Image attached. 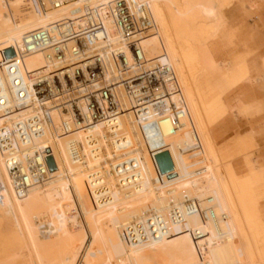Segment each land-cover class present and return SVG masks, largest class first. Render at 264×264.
Instances as JSON below:
<instances>
[{
    "label": "bare ground",
    "instance_id": "bare-ground-1",
    "mask_svg": "<svg viewBox=\"0 0 264 264\" xmlns=\"http://www.w3.org/2000/svg\"><path fill=\"white\" fill-rule=\"evenodd\" d=\"M114 1L73 0L41 14L27 0H0V131L12 133L15 149H0V230L9 231L0 259L21 258L23 264H264V224L252 198L253 172L225 166L230 156L222 155L210 136L220 97L206 99L200 88L204 71L227 66L217 37L224 10L235 0H127L145 7L152 25L140 40L143 59L170 68L167 89L178 116L154 119L156 126L148 132L123 97L127 112L111 126L86 127L56 101L46 105L48 122L27 121L43 114L32 85L52 77L60 64L48 59V51L27 53L24 37L72 18L71 10L84 5L98 9L106 22ZM239 2L250 12L246 0ZM82 15L73 18L75 30L86 26ZM237 72L243 89L250 88L245 65ZM16 122L24 140L14 131ZM44 150L51 151L45 182L18 198L8 156L20 161L38 157L35 152L42 157ZM126 159H135L138 169L119 176L114 165Z\"/></svg>",
    "mask_w": 264,
    "mask_h": 264
},
{
    "label": "built area",
    "instance_id": "built-area-1",
    "mask_svg": "<svg viewBox=\"0 0 264 264\" xmlns=\"http://www.w3.org/2000/svg\"><path fill=\"white\" fill-rule=\"evenodd\" d=\"M71 1L27 0L41 14L58 10ZM70 14L72 18L54 21L24 37L27 53L48 51V59L60 64L56 74L39 78L32 85L33 99L43 114L39 118L35 113L33 119L29 116L27 121L48 122L51 109L46 105L56 101L65 113L86 127L100 122L111 126L119 114L127 112L124 111L123 97L132 104L135 117L148 132L156 126L154 119L177 114L167 89L172 83L170 68L165 64H149L143 59L140 40L152 25L145 16L143 5L115 0L106 22L98 9L87 5L72 9ZM81 14L86 26L78 31L74 29L73 18ZM18 94H21L20 90ZM20 124L15 123L14 131L17 130L24 140ZM11 134L6 129L0 131V149L15 153ZM35 153L40 161L38 157H26L20 161L10 156L7 158V170L18 198H24L32 186L45 182L47 178L45 164L51 151L44 150L42 157ZM114 166L119 176L138 169L135 159L121 160Z\"/></svg>",
    "mask_w": 264,
    "mask_h": 264
},
{
    "label": "crops",
    "instance_id": "crops-1",
    "mask_svg": "<svg viewBox=\"0 0 264 264\" xmlns=\"http://www.w3.org/2000/svg\"><path fill=\"white\" fill-rule=\"evenodd\" d=\"M246 1L250 12L239 0L224 10L225 24L217 41L227 66L204 71L200 88L206 99L217 93L220 97L218 114L210 121L211 139L222 155L230 156L225 166L253 172L257 189L252 198L257 219L264 224V0ZM242 64L251 80L246 89L237 72Z\"/></svg>",
    "mask_w": 264,
    "mask_h": 264
},
{
    "label": "rangeland",
    "instance_id": "rangeland-1",
    "mask_svg": "<svg viewBox=\"0 0 264 264\" xmlns=\"http://www.w3.org/2000/svg\"><path fill=\"white\" fill-rule=\"evenodd\" d=\"M246 91L247 90L243 91V93H245ZM255 189H257L256 186H255ZM262 230L264 232V228H262ZM8 234H9V231L7 228L0 230V248H1L2 243L5 241ZM0 264H23V261L21 260V258H18L15 260H9L7 258H3V259H0Z\"/></svg>",
    "mask_w": 264,
    "mask_h": 264
},
{
    "label": "water",
    "instance_id": "water-1",
    "mask_svg": "<svg viewBox=\"0 0 264 264\" xmlns=\"http://www.w3.org/2000/svg\"><path fill=\"white\" fill-rule=\"evenodd\" d=\"M49 163H50V165H51V167H52L53 165H52V163H51L50 159H49Z\"/></svg>",
    "mask_w": 264,
    "mask_h": 264
}]
</instances>
